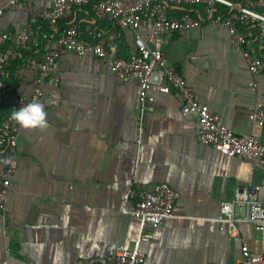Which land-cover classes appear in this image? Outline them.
<instances>
[{
    "label": "crops",
    "instance_id": "1",
    "mask_svg": "<svg viewBox=\"0 0 264 264\" xmlns=\"http://www.w3.org/2000/svg\"><path fill=\"white\" fill-rule=\"evenodd\" d=\"M7 1L0 0V7ZM52 2L34 0V5L44 13ZM183 11L170 9L177 16ZM187 11L195 17L201 8ZM88 22L103 31L113 29L94 20L91 5L76 9L62 24L83 29ZM26 25L46 26L24 12L0 17V32L15 33ZM138 33L147 40L149 29ZM253 38L248 49L261 53L264 48ZM133 40L131 31H120V40L107 44L109 55L103 59L60 52L58 86L45 87L51 99L46 126L19 132L18 167L0 210V264H82L106 260L115 248L132 249L138 223L121 213L123 196L131 184L150 188L158 183L170 185L178 199L173 218L146 230L150 241L142 247L148 264H238L242 244L264 256V241L252 224L239 223V235L230 238L219 221L221 203L231 201L239 188L258 185L263 198L264 170L203 146L195 119L181 116L174 93H151L154 102L140 135L139 84L118 80L110 65L133 53ZM147 43L162 51L196 100L220 115L228 129L264 143V126L247 118L249 108L264 104V73L252 77L242 50L229 43L226 31L203 23L196 30L166 34L159 46ZM1 51L9 56L10 89L29 96L35 76L24 68L29 48L10 42ZM236 214L243 218L245 212Z\"/></svg>",
    "mask_w": 264,
    "mask_h": 264
},
{
    "label": "built area",
    "instance_id": "2",
    "mask_svg": "<svg viewBox=\"0 0 264 264\" xmlns=\"http://www.w3.org/2000/svg\"><path fill=\"white\" fill-rule=\"evenodd\" d=\"M87 5H91L95 21L105 22L113 29L103 31L91 22L83 29L76 23L62 24L72 19L76 9ZM186 6H198L201 11L195 17L188 13L178 16L170 13L171 8L179 10ZM219 7L226 8L227 12ZM10 12H24L31 19L44 22L47 30L26 25L15 33L0 32V112L18 109L30 102H40L46 111L51 106V99L46 95L45 87L55 89L58 86L55 65L60 52L106 58L109 55L107 44L120 40V31L127 29L134 35V51L126 59H113L110 65L118 80H135L139 84V134L143 132L142 122L148 106L154 102L151 93H174L179 98L181 116L195 119L203 146L213 147L231 159L254 162L264 170V143L250 134H238L228 129L220 115L196 100L192 88L180 71L168 64L162 51L147 43L159 46L166 34L196 30L208 23L227 32L229 43L242 50L248 71L256 78L264 73V49L258 53L248 49V45L255 36L264 48V0H53L44 13L36 9L34 0H8L0 7V17ZM143 27L149 29L147 40L138 33ZM10 42L30 50L24 61V68L35 73L29 96L17 94L8 85L9 56L1 51V47ZM251 87L255 88L256 84L252 83ZM9 116L0 115V210L4 209L18 167L21 126ZM247 118L252 125L264 126V104L258 102L249 108ZM133 162L136 166L137 160ZM260 189L258 185L248 184L239 188L231 201L221 203L219 221L227 225L230 238L239 235V223H249L260 232L264 241V196L259 197ZM177 199L178 194L166 183L150 188H136L131 184L123 196L121 213L138 223L132 249L115 248L106 260H86L82 264H148L142 247L150 241L146 230H155L162 222L173 218ZM236 210H244V217L237 216ZM238 264H264V256L252 253L247 244H242Z\"/></svg>",
    "mask_w": 264,
    "mask_h": 264
},
{
    "label": "clouds",
    "instance_id": "3",
    "mask_svg": "<svg viewBox=\"0 0 264 264\" xmlns=\"http://www.w3.org/2000/svg\"><path fill=\"white\" fill-rule=\"evenodd\" d=\"M47 113L40 102H30L18 109H13L9 119L22 128L45 127Z\"/></svg>",
    "mask_w": 264,
    "mask_h": 264
},
{
    "label": "trees",
    "instance_id": "4",
    "mask_svg": "<svg viewBox=\"0 0 264 264\" xmlns=\"http://www.w3.org/2000/svg\"><path fill=\"white\" fill-rule=\"evenodd\" d=\"M189 8H192L191 6H186V7H184V11L183 12H179V15L181 14V13H188V14H190V12H188L187 10L189 9ZM187 9V10H186ZM191 15V14H190ZM44 30H47V26H45V29ZM11 109H5V110H2L1 112H0V115L1 114H10L11 113Z\"/></svg>",
    "mask_w": 264,
    "mask_h": 264
}]
</instances>
